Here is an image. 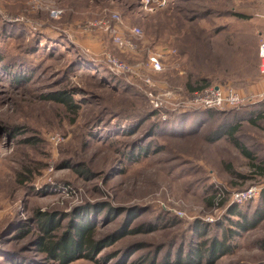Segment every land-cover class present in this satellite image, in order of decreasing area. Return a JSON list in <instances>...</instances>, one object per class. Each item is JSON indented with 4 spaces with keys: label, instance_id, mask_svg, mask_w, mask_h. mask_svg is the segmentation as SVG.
Here are the masks:
<instances>
[{
    "label": "rangeland",
    "instance_id": "1",
    "mask_svg": "<svg viewBox=\"0 0 264 264\" xmlns=\"http://www.w3.org/2000/svg\"><path fill=\"white\" fill-rule=\"evenodd\" d=\"M245 3L164 0L158 8L140 0H0V264L43 258L30 222L37 210L69 214L101 201L116 209L137 208L132 228L144 227L143 234L120 239L102 251L98 263H71L117 264L110 256L129 252L128 263L135 264L159 262L167 250L187 242L193 221L224 219L236 193L256 189L255 198L239 204L247 205L246 213L264 206V177L254 170L264 168V123L262 130L245 123L238 135L256 167L227 139L207 141L222 111L213 109V117L199 120L184 117L174 124L179 128L173 137L149 133L165 114L168 119L167 109L191 104L188 80L205 76L211 87L224 85L218 80L222 65L253 77L262 36L248 31L246 22L239 33L241 23L233 21L237 4L242 9ZM53 11L60 16L54 18ZM113 13L125 26L126 47L119 48L102 28L101 22L113 27ZM135 27L140 37L127 33ZM163 47L174 53L162 60L163 72H152L148 55ZM80 52L98 65L96 71H69ZM114 60L128 71L114 74L112 86L105 75ZM14 61L33 71L27 84L14 85ZM56 90L73 93L75 114L42 100ZM148 136L151 152L138 162L126 161L132 144ZM122 217L99 220L97 237L114 230ZM159 219L166 225L145 234ZM26 222L30 232L21 238ZM236 242V250L216 264H264V219Z\"/></svg>",
    "mask_w": 264,
    "mask_h": 264
},
{
    "label": "trees",
    "instance_id": "2",
    "mask_svg": "<svg viewBox=\"0 0 264 264\" xmlns=\"http://www.w3.org/2000/svg\"><path fill=\"white\" fill-rule=\"evenodd\" d=\"M240 17L243 18V16ZM21 31H24V29L21 28ZM75 58L70 63V72L74 70L96 71L95 69H97L98 65L93 64L82 52L78 53ZM13 69L14 85L27 84L33 76V71L28 66L23 67L15 61L13 63ZM244 75L245 77H250L247 74ZM113 78H115V75L109 74V72L105 75V80L111 83L112 86H114ZM231 78L232 76H225L219 72V83L225 84ZM209 82H211L209 77L205 76H200L195 82L190 79L186 83L187 91L193 93L211 87L209 86ZM233 84L237 88L242 87V84L234 81ZM72 95L73 93L69 90H56L44 95L42 100L61 105L75 114L78 106L74 104ZM212 110L191 108L169 111L167 120L161 121L160 125L155 124L150 127V136L160 134L162 137H173L177 134V128H179V126L175 128V123L183 120L184 117H192L191 119L194 120H199V117L203 116L211 118L215 115V112ZM221 115L223 117L222 121L213 130V134L207 136V141L213 143L220 139H227L231 142V145L240 157L249 160L250 165L256 167L255 163L257 160L249 148L242 144L241 138L238 135L241 131V125L245 123L259 130L263 129L261 124L264 123V98L259 102L245 105L240 113L229 110L222 111ZM150 136L142 142L139 141L136 144H132L131 151L127 155L125 154L126 161L129 163L138 162L142 157L151 152V142L148 141L151 139ZM254 170L264 177V168ZM261 193L260 201L263 204L264 190ZM246 206L231 203L226 209L227 213L224 219L215 222V224H209L201 220L193 221L189 226V233L191 234L187 242L184 241L176 249L167 250L159 262L151 258L150 261L147 259L137 260L135 264H216L220 258L231 255L236 250V241L239 237L255 229L264 219V206L255 207L250 213H246ZM34 215V219L30 221L34 223L36 227L35 231H37V236L33 240V243L38 252L43 255V258L37 260V262H30L29 264H71L78 260H88L98 263L99 260L96 258L103 250L114 246L120 239L141 233L140 231L144 228H132L134 221L140 216L137 208L116 209L102 201L85 203L82 206L74 208L69 214L37 210ZM121 216H123L122 221L119 222L114 230L101 238L97 237L96 228L99 220L102 219V221L110 223L118 220ZM64 222L66 223L63 225ZM149 224L145 234L162 229L166 225L162 219ZM27 226H29V223L26 222L23 224V229H20L19 237L24 238L30 232ZM117 254L110 256V258L115 259L117 264H130L128 260L133 253L127 252L119 259L117 258ZM26 261L25 259V264Z\"/></svg>",
    "mask_w": 264,
    "mask_h": 264
},
{
    "label": "built area",
    "instance_id": "3",
    "mask_svg": "<svg viewBox=\"0 0 264 264\" xmlns=\"http://www.w3.org/2000/svg\"><path fill=\"white\" fill-rule=\"evenodd\" d=\"M144 4H146V7L149 6L150 2H153L158 8H161V6L164 5V0H140ZM51 15L54 18H58L60 16V13L58 11H53ZM112 20L115 21V24L113 27H110L107 23L102 24V28L104 32L110 34L112 36V39L115 41L117 46L119 48L126 47L127 42H124L122 40V32L121 29H124V24L119 18V16L116 13H113V15L110 16ZM128 34L133 35L134 37H140L142 35L139 28H130L127 31ZM128 45V44H127ZM259 59H260V67L259 72L264 77V37H262L260 43H259ZM174 51L168 52V55L171 56ZM165 57V54H161L159 51H155L148 55V64L151 67V71L155 73H161L164 70L165 65H163V58ZM128 71V68L124 66L123 64L113 61L111 63L110 72L111 74L118 75V73ZM169 94H165L164 96L167 97ZM192 100L191 104L182 105L180 107H173L170 109H167V111H178L180 109H203V110H218V111H229L232 110L234 112H240L245 105L252 104L255 101H259L264 98V91L258 96V97H244L242 96L236 89H234L231 86H212L205 88L200 91H196L191 94ZM257 99V100H252ZM248 101V102H247ZM247 102V103H246ZM158 108V107H156ZM165 110V109H164ZM166 111V110H165ZM167 116L166 114L162 118V120H166ZM257 191L255 188H249L244 192L236 193L234 194L235 203L240 204L243 202H246L247 200L253 199L257 196Z\"/></svg>",
    "mask_w": 264,
    "mask_h": 264
},
{
    "label": "crops",
    "instance_id": "4",
    "mask_svg": "<svg viewBox=\"0 0 264 264\" xmlns=\"http://www.w3.org/2000/svg\"><path fill=\"white\" fill-rule=\"evenodd\" d=\"M245 6L246 7L240 9L239 4H237L236 11L234 12L235 16H233V21L238 20L239 23H241V26L238 27L239 33H243V24H245L246 22V24L248 25V31H253L258 38L260 36L264 37V0H246ZM240 16H243V18H241ZM160 52L161 54H165V57L163 58L164 62L165 59L169 56V49L163 47ZM255 63L256 71L253 77H245L244 74L239 73L237 70L235 72L227 71V67H224L222 65V70H220V72L225 76H232V78L228 79V81L224 85L220 86H231L240 94H249L250 96L258 97L264 91V77L259 72L260 59L258 49L255 52ZM233 81L242 84V87H235Z\"/></svg>",
    "mask_w": 264,
    "mask_h": 264
}]
</instances>
